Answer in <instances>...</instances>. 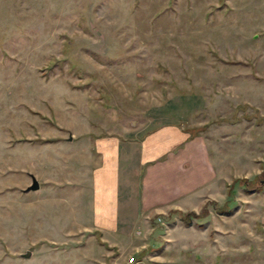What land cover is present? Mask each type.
Segmentation results:
<instances>
[{
    "label": "rangeland",
    "instance_id": "374dc122",
    "mask_svg": "<svg viewBox=\"0 0 264 264\" xmlns=\"http://www.w3.org/2000/svg\"><path fill=\"white\" fill-rule=\"evenodd\" d=\"M170 120L226 182L108 246L80 136ZM113 261L264 264V0H0V264Z\"/></svg>",
    "mask_w": 264,
    "mask_h": 264
},
{
    "label": "crops",
    "instance_id": "0c3cea01",
    "mask_svg": "<svg viewBox=\"0 0 264 264\" xmlns=\"http://www.w3.org/2000/svg\"><path fill=\"white\" fill-rule=\"evenodd\" d=\"M68 144L79 147L70 135ZM79 144L83 151L71 158L88 166L91 217L85 226L102 238L106 235L108 246L115 239L134 237L130 223L211 198L218 184L226 182L218 180L204 136L179 120L133 126L120 134H85ZM42 187L38 181L33 190L41 192Z\"/></svg>",
    "mask_w": 264,
    "mask_h": 264
},
{
    "label": "water",
    "instance_id": "95a60500",
    "mask_svg": "<svg viewBox=\"0 0 264 264\" xmlns=\"http://www.w3.org/2000/svg\"><path fill=\"white\" fill-rule=\"evenodd\" d=\"M36 188H38V181L33 175H31L30 183L24 187V190H31V189H36ZM30 252H31L30 249H26L24 252L21 253V255L23 257H27L30 255Z\"/></svg>",
    "mask_w": 264,
    "mask_h": 264
},
{
    "label": "trees",
    "instance_id": "16d2710c",
    "mask_svg": "<svg viewBox=\"0 0 264 264\" xmlns=\"http://www.w3.org/2000/svg\"><path fill=\"white\" fill-rule=\"evenodd\" d=\"M193 133H195V132H193ZM172 211H180L179 209H172ZM185 214H192V215H196L197 213H195L194 211H187ZM185 214H183V215H185ZM198 215V214H197ZM196 215V216H197ZM185 218V216H183L182 217V219H184ZM189 218V217H188ZM189 220V219H188Z\"/></svg>",
    "mask_w": 264,
    "mask_h": 264
},
{
    "label": "built area",
    "instance_id": "2783aa9c",
    "mask_svg": "<svg viewBox=\"0 0 264 264\" xmlns=\"http://www.w3.org/2000/svg\"><path fill=\"white\" fill-rule=\"evenodd\" d=\"M132 259H133V258L130 256V257H129V260H132Z\"/></svg>",
    "mask_w": 264,
    "mask_h": 264
}]
</instances>
